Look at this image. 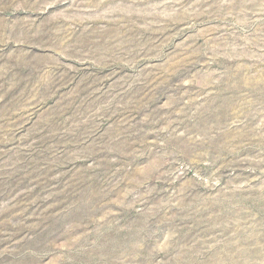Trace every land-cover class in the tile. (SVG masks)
Instances as JSON below:
<instances>
[{
	"label": "rangeland",
	"instance_id": "obj_1",
	"mask_svg": "<svg viewBox=\"0 0 264 264\" xmlns=\"http://www.w3.org/2000/svg\"><path fill=\"white\" fill-rule=\"evenodd\" d=\"M0 264H264V0H0Z\"/></svg>",
	"mask_w": 264,
	"mask_h": 264
}]
</instances>
